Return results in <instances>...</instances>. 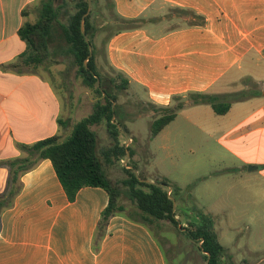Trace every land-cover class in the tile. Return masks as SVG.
Returning <instances> with one entry per match:
<instances>
[{
    "label": "crops",
    "instance_id": "1",
    "mask_svg": "<svg viewBox=\"0 0 264 264\" xmlns=\"http://www.w3.org/2000/svg\"><path fill=\"white\" fill-rule=\"evenodd\" d=\"M40 1L0 0V264H168L152 231L125 215L99 229L110 202L103 188L85 187L70 201L52 162L29 154L39 141L65 140L92 112L87 100L53 83L45 63L22 62L27 45L19 30L38 18ZM111 2L119 16L143 24L112 28L104 43L108 65L153 108L183 104L171 123L186 108L190 122L216 121L224 151L264 174V0ZM65 56L73 58L57 35L48 61ZM245 77L262 89L226 114L193 103L194 94L226 99L233 93L224 85Z\"/></svg>",
    "mask_w": 264,
    "mask_h": 264
},
{
    "label": "rangeland",
    "instance_id": "2",
    "mask_svg": "<svg viewBox=\"0 0 264 264\" xmlns=\"http://www.w3.org/2000/svg\"><path fill=\"white\" fill-rule=\"evenodd\" d=\"M91 6L95 63L104 81L102 89L117 99V103H113L116 106L115 120L129 131L128 135L120 133L118 141L130 146L133 152L132 156L127 155L114 165L103 159L112 185L121 191L120 204L126 212L135 207L123 184L128 177L123 169L125 166L135 167L133 172L141 174L147 181L168 180L175 188L173 198L180 218L179 227L192 228L191 224L199 221V212L209 214L214 221V231L228 249L224 264H264V174L251 170V166L243 167L240 160L224 151L217 141L220 127L216 121L203 123L200 119L190 122L187 118L189 108L184 109L156 138H152V123L167 108H153L143 91L134 93L129 87L122 90L115 87L121 82L122 75L108 65L104 43L109 32L113 31L111 25L118 20L111 0H93ZM60 20L62 24L67 22L65 9ZM48 60L45 65L51 68L53 83L87 100L89 109L93 111L94 103L102 98L83 84L72 56L59 57L54 64ZM262 86L248 77L235 84L224 85L228 93H252ZM93 128L103 156V152L114 145H111L113 140L104 124ZM150 230L162 243L168 264H207L199 250L200 243L192 241L170 222L160 221L150 226Z\"/></svg>",
    "mask_w": 264,
    "mask_h": 264
},
{
    "label": "trees",
    "instance_id": "3",
    "mask_svg": "<svg viewBox=\"0 0 264 264\" xmlns=\"http://www.w3.org/2000/svg\"><path fill=\"white\" fill-rule=\"evenodd\" d=\"M93 1V0H90ZM114 10V4L111 2ZM67 11V22L61 23L62 10ZM89 0H41L38 7V18L33 22H25L19 30L20 38L26 43V52L21 56L22 62L29 68H37L46 63L51 55L52 40L61 35L69 45L73 55V63L78 68L77 75L83 84L95 91L102 98L94 103L93 111L78 121L71 134L63 141L60 137L53 136L39 141L28 147L29 154L35 155L39 160L49 159L70 201H74L78 192L85 187L103 188L110 196V202L102 212L99 229L103 230L108 220L116 215L123 214L133 222L142 224L150 229V226L168 221L177 229L199 245L200 252L206 261L210 254L209 264H223L222 259L227 256L228 249L220 242L214 231L213 218L209 214L199 212L198 222L190 227H179L177 213L175 211V188L168 180H155L146 182L141 174H135L133 169L125 166L123 169L128 177L123 180L128 190L129 199L135 206L133 210L126 212V208L120 204L121 191L115 188L107 177L103 167V159L109 163L119 162L127 156L133 155L130 146H125L118 141L120 133L129 134L126 126L115 120L117 99L103 90L102 78L95 63V28L93 26V11L85 18V35L81 31V21L88 12ZM118 23L111 27L116 31H124L142 27V19H125L119 16L115 10ZM25 15V12H24ZM119 25V26H118ZM59 29V30H58ZM93 53L90 56L89 46ZM90 56V57H89ZM101 80L100 85L97 84ZM115 87L119 90L126 89L128 82L121 76V82ZM257 95V94H256ZM194 104H208L216 114H226L233 103L245 101L253 93L238 92L230 94L226 99L206 94H194ZM179 104L174 108H167L152 123L151 136L156 137L176 117L177 112L183 108ZM104 124L114 145L103 152L101 156L98 150V135L92 128ZM130 139V137H128ZM172 187L171 195L168 194Z\"/></svg>",
    "mask_w": 264,
    "mask_h": 264
},
{
    "label": "water",
    "instance_id": "4",
    "mask_svg": "<svg viewBox=\"0 0 264 264\" xmlns=\"http://www.w3.org/2000/svg\"><path fill=\"white\" fill-rule=\"evenodd\" d=\"M91 8H92V6H91V1L89 0V9H88V12L83 16L82 21H81V31H82L83 35H85V26H84L85 18H86V16L91 12ZM89 49H90V56H91L92 53H93V49H92V46H91V45L89 46ZM90 56H89V57H90ZM97 84H98V85L100 84V83H99V80H98ZM127 155H128V157H129V155H130L129 152H127ZM128 168H131V166H128ZM250 169H251V170H252V169H257V166H251ZM145 181H146V182H150V181H147V180H145ZM168 189H169L168 194L171 195L172 187H169ZM171 199H173V197H171ZM173 200H174V199H173ZM175 205H176V202L174 201V206H175ZM207 255H208L207 264H209V261H210V257H211V255H210V254H207Z\"/></svg>",
    "mask_w": 264,
    "mask_h": 264
},
{
    "label": "built area",
    "instance_id": "5",
    "mask_svg": "<svg viewBox=\"0 0 264 264\" xmlns=\"http://www.w3.org/2000/svg\"><path fill=\"white\" fill-rule=\"evenodd\" d=\"M131 141V140H130ZM127 147V146H126Z\"/></svg>",
    "mask_w": 264,
    "mask_h": 264
}]
</instances>
